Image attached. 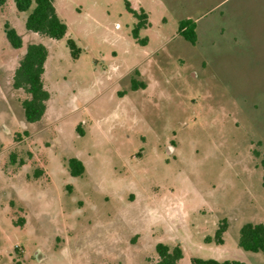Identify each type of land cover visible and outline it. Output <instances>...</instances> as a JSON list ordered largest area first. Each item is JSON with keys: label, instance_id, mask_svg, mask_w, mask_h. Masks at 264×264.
<instances>
[{"label": "rangeland", "instance_id": "rangeland-1", "mask_svg": "<svg viewBox=\"0 0 264 264\" xmlns=\"http://www.w3.org/2000/svg\"><path fill=\"white\" fill-rule=\"evenodd\" d=\"M53 5L60 40L26 30L33 6L0 5V264H156L159 243L180 248L176 264H264L238 246L243 224L264 223V0ZM33 43L48 50L49 99L28 123L13 75Z\"/></svg>", "mask_w": 264, "mask_h": 264}, {"label": "trees", "instance_id": "trees-1", "mask_svg": "<svg viewBox=\"0 0 264 264\" xmlns=\"http://www.w3.org/2000/svg\"><path fill=\"white\" fill-rule=\"evenodd\" d=\"M16 9L19 12H27L32 6L31 12L25 20L26 30L48 37L53 40H60L65 37L67 27L58 18L53 0H13ZM3 0H0V5ZM141 22L132 30L134 38L137 37L138 29L141 25L146 24L147 16L144 13L139 15ZM5 35L13 49H20L22 41L15 29L5 24ZM179 34L194 45L197 41L195 32V24L189 20L180 21ZM66 45L70 51L71 57L76 59L79 50L74 42L70 39L66 41ZM48 57L47 48L41 43L28 44L25 48V53L22 56L18 67L13 75V87L15 89H23L28 97L21 103L23 115L28 123L38 122L45 114L46 103L49 99V93L44 88L42 76L44 73V64ZM138 83L132 80L131 88L136 90ZM264 166V157L262 160ZM68 171L71 176L79 177L84 172L83 164L71 158L67 161ZM264 187V177L262 179ZM227 228L226 220H222L215 232V242L218 245L223 244V234ZM206 241H211V238H206ZM238 246L243 251L251 253H261L264 256V223H245L239 229ZM155 251L158 255L156 264H176L182 257V252L179 247L170 249L163 244H157ZM192 264H245L237 260H225L219 262L214 259H192Z\"/></svg>", "mask_w": 264, "mask_h": 264}]
</instances>
